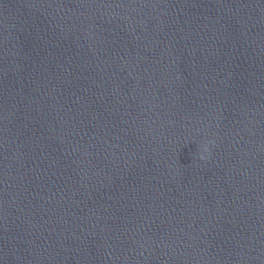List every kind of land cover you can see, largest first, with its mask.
Instances as JSON below:
<instances>
[{
	"label": "clouds",
	"instance_id": "1",
	"mask_svg": "<svg viewBox=\"0 0 264 264\" xmlns=\"http://www.w3.org/2000/svg\"><path fill=\"white\" fill-rule=\"evenodd\" d=\"M201 159H205V157L201 156Z\"/></svg>",
	"mask_w": 264,
	"mask_h": 264
}]
</instances>
